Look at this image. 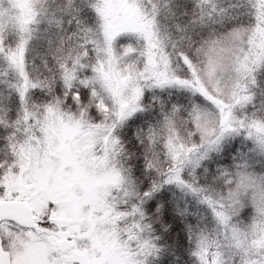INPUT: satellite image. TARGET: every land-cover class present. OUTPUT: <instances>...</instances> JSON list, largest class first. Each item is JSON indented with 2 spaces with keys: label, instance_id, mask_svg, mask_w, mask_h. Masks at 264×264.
I'll use <instances>...</instances> for the list:
<instances>
[{
  "label": "snow or ice",
  "instance_id": "obj_1",
  "mask_svg": "<svg viewBox=\"0 0 264 264\" xmlns=\"http://www.w3.org/2000/svg\"><path fill=\"white\" fill-rule=\"evenodd\" d=\"M0 264H264V0H0Z\"/></svg>",
  "mask_w": 264,
  "mask_h": 264
}]
</instances>
